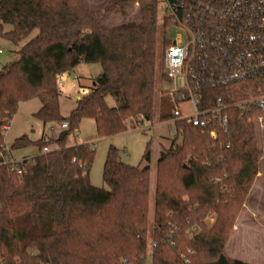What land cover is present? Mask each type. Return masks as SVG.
Here are the masks:
<instances>
[{
  "label": "trees",
  "instance_id": "1",
  "mask_svg": "<svg viewBox=\"0 0 264 264\" xmlns=\"http://www.w3.org/2000/svg\"><path fill=\"white\" fill-rule=\"evenodd\" d=\"M55 1L53 7L52 0H0V37L22 44L0 69V153L6 155L4 135L21 103L37 99L40 107L33 117L43 125H68L61 141L14 140L10 151L35 145L39 153L34 157L16 165L0 158V264H145L149 148L143 166H130L110 147L103 167L105 190L89 180L94 146L66 141L86 119L101 139L152 119L157 1L104 0L97 11L84 0ZM134 6L138 23L103 25L111 14L126 17ZM160 44L170 45L165 35ZM41 53L45 62L40 63L35 59ZM80 64H98L101 71L64 117L57 80ZM259 92L264 93V81L203 93L202 109L214 108L218 98L226 107L227 130H216L215 139L211 127L175 122L177 134L162 147L156 164L151 264H248L229 260L223 248L262 155L253 120L264 110L237 105ZM107 96L116 107L107 105ZM160 100L159 121H170L172 105ZM52 144L56 149L41 154ZM209 215L214 222L208 228ZM193 227L198 231L189 236Z\"/></svg>",
  "mask_w": 264,
  "mask_h": 264
},
{
  "label": "rangeland",
  "instance_id": "2",
  "mask_svg": "<svg viewBox=\"0 0 264 264\" xmlns=\"http://www.w3.org/2000/svg\"><path fill=\"white\" fill-rule=\"evenodd\" d=\"M54 1V2H53ZM104 0H84L86 7L90 11H97ZM157 7V46H156V75H155V93L153 116L148 122L134 130H128L123 134L111 138H98L95 132L94 122L92 120H83L77 133L67 137V145L90 144L94 146V159L89 172V180L92 186L107 190L103 181V167L107 152L110 147L118 152L121 162L130 166H143L142 157L146 148L150 151V192H149V229L146 241V260L145 264H151V221L154 209V188L156 164L162 147L167 148L174 138L172 126L166 124L168 121H159V106L161 100L167 97L164 89H170L171 84L163 78V56L167 46L162 47L160 42L163 35L169 42L175 41L181 31L169 26L168 21L164 19L163 0H156ZM52 6H56V1L52 0ZM55 19V18H53ZM140 16L137 8L134 6L129 9L127 16L111 14L103 25L108 28L126 25L129 23H138ZM165 27V28H164ZM14 46L7 40L0 37V69L3 65L11 62L15 58V52L21 48ZM36 61L45 62L41 55ZM47 63L51 59L47 57ZM44 64V63H43ZM101 68L98 64H80L73 70L62 74L63 88L60 89V113L62 116H68L74 108V100L87 95L93 79L100 74ZM180 83V79L178 80ZM162 93L160 94V92ZM162 97V98H161ZM109 107H116L117 102L113 97L107 96L105 99ZM168 98L164 101L167 106ZM40 107L37 99L21 103L14 114L10 126L4 135V144L8 152L10 162L18 161L21 157H34L39 153L35 145L28 146L20 150H11L10 147L15 139L27 137L31 142H37L41 139L54 140L58 136V131L53 133L51 127L58 128V124H46L33 117V114ZM256 133L257 145L262 155L258 160V172L262 176L257 177L247 193L242 205L240 206L233 225L229 230L223 253L229 260H238L248 264H264V115L253 120ZM56 145L48 146L49 149H56ZM214 215H209L205 219L206 227L212 226Z\"/></svg>",
  "mask_w": 264,
  "mask_h": 264
},
{
  "label": "built area",
  "instance_id": "3",
  "mask_svg": "<svg viewBox=\"0 0 264 264\" xmlns=\"http://www.w3.org/2000/svg\"><path fill=\"white\" fill-rule=\"evenodd\" d=\"M163 3L164 19L181 31L165 49L162 61L165 80L171 84L170 89L163 90L172 105V119L166 124L172 126L174 134H177L176 121L203 130L211 127L209 135L215 139L216 130H227L226 107L218 98L214 108L202 109L203 93L264 81V0H163ZM61 78L62 75L57 80L59 89L63 88ZM245 104H255L264 110V93L259 92L237 106ZM67 128V123L61 122L58 128L51 127V131H58L59 136ZM49 151L45 147L41 154ZM5 152L6 155L0 153L4 163L16 165L18 162H10ZM197 231L193 227L188 234L193 236Z\"/></svg>",
  "mask_w": 264,
  "mask_h": 264
},
{
  "label": "water",
  "instance_id": "4",
  "mask_svg": "<svg viewBox=\"0 0 264 264\" xmlns=\"http://www.w3.org/2000/svg\"><path fill=\"white\" fill-rule=\"evenodd\" d=\"M74 102H76V100H74ZM66 135H67V132H66V131L61 132V133L59 134L57 140H58V141H61L62 139H64V138L66 137Z\"/></svg>",
  "mask_w": 264,
  "mask_h": 264
},
{
  "label": "crops",
  "instance_id": "5",
  "mask_svg": "<svg viewBox=\"0 0 264 264\" xmlns=\"http://www.w3.org/2000/svg\"><path fill=\"white\" fill-rule=\"evenodd\" d=\"M26 158H31L30 156H24V157H21L20 159H18V161L16 162H19V161H22L23 159H26ZM263 173H261V171L258 172V176H262Z\"/></svg>",
  "mask_w": 264,
  "mask_h": 264
}]
</instances>
